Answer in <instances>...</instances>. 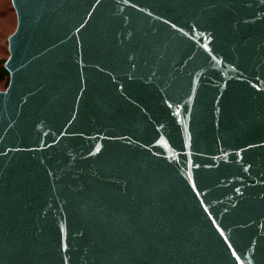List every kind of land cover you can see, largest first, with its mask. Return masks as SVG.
<instances>
[{
	"label": "water",
	"instance_id": "water-1",
	"mask_svg": "<svg viewBox=\"0 0 264 264\" xmlns=\"http://www.w3.org/2000/svg\"><path fill=\"white\" fill-rule=\"evenodd\" d=\"M0 264H264V0H10Z\"/></svg>",
	"mask_w": 264,
	"mask_h": 264
},
{
	"label": "rangeland",
	"instance_id": "rangeland-1",
	"mask_svg": "<svg viewBox=\"0 0 264 264\" xmlns=\"http://www.w3.org/2000/svg\"><path fill=\"white\" fill-rule=\"evenodd\" d=\"M16 24L15 14L10 0H0V59H6L7 37L14 31ZM5 89V83L0 82V90Z\"/></svg>",
	"mask_w": 264,
	"mask_h": 264
},
{
	"label": "trees",
	"instance_id": "trees-1",
	"mask_svg": "<svg viewBox=\"0 0 264 264\" xmlns=\"http://www.w3.org/2000/svg\"><path fill=\"white\" fill-rule=\"evenodd\" d=\"M5 60L6 59H0V82H4L6 87L8 83V74L3 67Z\"/></svg>",
	"mask_w": 264,
	"mask_h": 264
}]
</instances>
